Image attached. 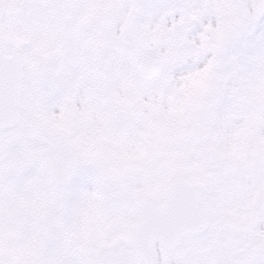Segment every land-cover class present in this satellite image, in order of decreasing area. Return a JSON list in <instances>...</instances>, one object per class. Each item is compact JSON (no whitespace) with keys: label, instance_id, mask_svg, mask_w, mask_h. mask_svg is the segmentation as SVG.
I'll list each match as a JSON object with an SVG mask.
<instances>
[{"label":"snow or ice","instance_id":"1","mask_svg":"<svg viewBox=\"0 0 264 264\" xmlns=\"http://www.w3.org/2000/svg\"><path fill=\"white\" fill-rule=\"evenodd\" d=\"M0 264H264V0H0Z\"/></svg>","mask_w":264,"mask_h":264}]
</instances>
